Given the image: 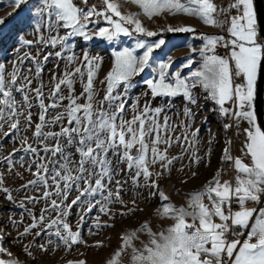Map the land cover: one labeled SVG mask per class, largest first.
Masks as SVG:
<instances>
[{
	"label": "rangeland",
	"instance_id": "obj_1",
	"mask_svg": "<svg viewBox=\"0 0 264 264\" xmlns=\"http://www.w3.org/2000/svg\"><path fill=\"white\" fill-rule=\"evenodd\" d=\"M98 1L102 4V0ZM111 2L117 3L122 15H130L138 19L147 31L157 33L167 31L168 27L189 26L194 32L174 37L157 36L148 39L134 34V25H126L130 27V34L128 36L121 34L109 42L95 34L100 27H109L101 19L99 23L89 25L86 34L92 36L91 40L86 41L81 36H72L63 44L57 43L54 47L45 46L43 41H48L52 36L64 37L71 32V29L64 28L53 17L38 16L37 9L42 6V0H27L18 9L10 6L9 0H0V20L3 21L0 23V73L5 76L7 82H10L12 75L17 73L15 87L26 84L28 80L31 81V90L28 88L23 92L13 90V96L21 112L17 117L18 129L13 132L8 123H4L0 128V247L5 250L0 253V260L4 262L109 264L120 251L122 254L116 257V264H132L133 248L142 251L144 245L150 242L149 229L152 233L158 234L174 223L172 219L158 215L162 211L160 193L168 197L165 203L177 208H187L191 193L202 191L207 185L212 184L220 169L219 163L225 159L224 150L227 149L228 156H231V145L233 147L237 144L233 108L229 115H222L219 106L209 98L202 86L192 90V97L196 103L191 104L187 103L182 95L153 97L147 83L149 80L153 82L159 80L158 64L167 62L168 58H171L172 63L165 82L174 84V76L179 72L181 78L189 80L190 83L191 71L197 70L202 62L199 50L203 43L199 41V35L214 34L219 26L208 27L199 19L184 14L172 15L168 11L148 17L140 4L133 3L132 0H111ZM181 2L186 3L187 0ZM212 2L217 7L219 0ZM91 7L92 5L83 9L87 10ZM37 23H41L39 31L36 29ZM161 38L165 40V45L153 53L149 66L143 72L131 77L127 91L124 90L123 85H120L116 92L122 94L125 103V110L120 114V119L132 120L135 115L143 112L145 106L154 112H159L157 119L161 125L160 136L164 141L170 139V144L160 143L158 148L167 160L173 161L171 165L165 168V162L149 164L151 174L149 179L146 180L143 175L137 179L136 169L129 170L126 162L121 161L123 149L109 151L107 159L111 164V174L103 179L102 190L94 195L86 194L81 197L80 202L73 205L71 202L76 200L80 191L73 186L65 201L55 195L56 189L50 178L54 172L61 170V165L66 163L65 155L70 158L67 166L73 175L77 174L81 159L77 152L79 145L77 143L69 145L65 142V137H60L61 154L54 157L48 153L46 160L43 161L49 169L48 187L45 188L40 183L29 184L30 181L37 179L33 175L36 171V163L33 161V154L23 149L28 145L37 149L44 147L34 136L41 109L33 90L42 89L43 102L47 106L52 103L51 97L55 85L60 79L65 78L67 73L73 81V90L70 92L67 86H61L58 96H63L64 99L59 102L58 107L48 109L46 120L51 121L58 114L67 111L70 95L78 97L77 102L83 105L86 102L84 87L87 84L89 71V64L84 59L87 55L92 62L93 104L98 111L104 103L106 77L112 69L114 53L125 48L134 49L138 40L154 41ZM25 41L33 43L26 44ZM193 48L195 51L192 50ZM142 52V49H136L134 55L139 57ZM215 54L226 58L228 48L218 45ZM26 56L28 58H25ZM189 58L192 60V65L190 68H184L183 64ZM76 68H80L81 72L75 73ZM25 95L29 97L30 108L25 105ZM187 109L191 110L194 119L185 116ZM29 111L30 125L26 119ZM165 121H167L166 131ZM225 125L229 127L226 129ZM68 126L65 118L55 125L45 126L43 131L55 133L59 132L61 127ZM136 127L138 128L139 125L137 124ZM9 133L10 135H6ZM155 135L156 133H152L151 136L146 137L149 149L152 147ZM57 142V139H49L45 143L49 148H53ZM131 151L135 153L136 147ZM41 155L45 154L41 151ZM147 158L151 160L150 151ZM37 161L39 162V158ZM85 167L91 170V165ZM97 172H99L98 168ZM85 176L87 177V173ZM223 177L221 184L225 183ZM97 178L99 177L91 178L92 186H95ZM152 182H155L157 187H152ZM25 185L28 187H24ZM84 188V183L80 182L79 189ZM45 191L50 193L48 199L44 198ZM109 195L110 201L106 200ZM54 199L63 206L62 210L67 212L62 222L66 221L70 231L78 235V242L71 244L70 247L55 235V227L48 228L52 220L59 219L57 213L51 211V201ZM102 208L106 210L102 211ZM34 219L37 227L32 228ZM188 222H191L190 218ZM145 224L149 225V229L141 231ZM25 229L29 231L25 233ZM60 230L63 232L62 227ZM122 237L130 238V246L122 248L125 244Z\"/></svg>",
	"mask_w": 264,
	"mask_h": 264
},
{
	"label": "snow or ice",
	"instance_id": "obj_2",
	"mask_svg": "<svg viewBox=\"0 0 264 264\" xmlns=\"http://www.w3.org/2000/svg\"><path fill=\"white\" fill-rule=\"evenodd\" d=\"M10 6L18 9L26 0H9ZM87 3V0H84ZM133 3H139L144 13L148 17L159 15L161 12L168 11L172 15L184 14L192 18L199 19L205 26L223 27L228 23L227 32L230 39L223 36H201L204 41L199 50L201 64L198 69L191 71L189 80L181 78L177 72L174 76V84L166 83L168 78V69L171 66V58L167 62L158 64L159 80L153 82L147 81L151 88L153 97L165 96L174 97L182 95L187 103L195 104L196 100L192 97V90L197 86H202L209 98H211L220 109L222 115H229V110L225 104L233 102L239 111L232 113L237 118L243 117L253 125V130L247 131L246 154L250 157V165H245L240 159L231 160L228 156V150H224V156L233 163L234 169L238 175L236 184L233 187L228 182L223 184L219 180L215 185L209 184L205 190L190 194L187 208L174 207L168 201V197L162 192L161 208L158 213L162 218H169L174 221L173 225L158 234L150 231L149 225L145 224L140 229L148 230L150 242L144 245L142 251L133 248L132 264H224L223 257L226 255L230 264H264V209L247 210L243 206L246 202H258L259 194L264 191V130L255 127L257 117L254 112V100L256 94V85L258 74L264 64V45L257 42V13L254 7V0H233L228 6L227 11L235 9L237 15L231 16L230 21L222 22L217 15V7L212 0H187L186 3L181 0H132ZM226 10L222 7L220 13ZM38 16L53 17L64 28L71 29V32L64 37L52 36L48 41H43L45 46H56L57 43L63 44L72 36H81L84 40H91L92 36L87 35L89 25L97 24L102 19L109 27H100L96 31V36L109 42L117 36H128L130 30L126 25H134V31L147 37L157 36L158 33L147 31L141 22L130 15H122L117 3L111 0H102L101 8L92 6L87 10L81 9L75 5L74 0H42V6L37 9ZM95 17L96 19H93ZM115 17V19H114ZM0 23H3L0 20ZM37 31L41 30V23L36 24ZM51 31V24H49ZM168 32H194L189 26L172 28L168 27ZM39 42V41H38ZM26 44L33 43L25 41ZM165 45L164 39L154 41L138 40L134 49L125 48L123 51L114 53V63L111 71L106 77V94L104 103L99 110H96L93 104V72L91 61L87 55L84 57L89 64L87 84L84 87L86 102L80 105L78 97L69 96L67 111L55 116L51 121L46 120V113L49 108L59 106L64 97L58 96L61 86H67L71 92L73 81L69 74L60 79L55 85L52 93V103L45 105L43 102V92L41 88L33 90L36 99L39 101L41 114L39 122L35 125L34 136L37 141L44 145L42 149H37L28 145L23 149L25 152L33 154V161L36 163V171L33 173L36 180L29 184H43L48 187L49 169L46 163L47 154L52 156L61 154L60 137L66 138V143L71 145L77 143L79 147L77 152L81 159L78 164L77 174L73 175L67 164L70 162L68 156H64L65 164L61 165V170L51 175L55 195L67 200L69 190L75 186L80 195L71 203L76 205L81 201V197L86 194H95L103 188V179L110 176L111 164L107 159V153L114 149H123L121 161L126 162L129 170L136 169V178L143 175L147 180L150 177L149 164L155 165L157 162H165L164 167L168 168L172 160H167L166 156L159 150L160 143H169L162 140L160 136L161 125L158 122V111H153L145 106L141 114H137L132 120L125 121L120 119V114L125 110V103L121 93L116 92L117 87L124 86L127 91L130 87V79L133 75L143 72L150 64L153 53ZM218 45L225 48H231L228 56L221 57L215 54ZM136 49H142V55H134ZM195 51V49H192ZM211 53V54H209ZM57 55H60L57 53ZM25 58H28L27 56ZM46 59V58H45ZM192 60L189 58L184 64V68H190ZM81 72L80 68L75 69V73ZM234 77H242V84H234ZM18 74L14 73L11 81L7 82L5 76L0 73V128L4 123H8L14 131L18 129L17 117L21 114L13 96V90L23 92L26 88L30 89L31 81L26 84L15 87ZM25 105L31 107L28 95L24 96ZM119 101V103H116ZM99 103V102H98ZM111 108V111H109ZM247 108L249 110L245 111ZM185 116L193 118L190 109L185 111ZM67 119L68 127H61L59 132H44L45 126L55 125L63 119ZM27 122L31 124V112L27 116ZM119 119V123H117ZM16 121V122H13ZM139 125L137 128L136 125ZM228 125H225L227 129ZM164 130H167V121L164 122ZM156 133L152 140V147L146 142V137ZM6 135H10L6 134ZM195 135V134H194ZM49 139H57V144L49 148L45 143ZM186 139V138H185ZM26 143V141L24 142ZM94 145V146H93ZM136 147V152L132 149ZM41 151L45 155H41ZM151 153V160L148 154ZM39 158V162L37 161ZM10 159V158H9ZM198 163V161H197ZM91 165V170L85 167ZM97 168L99 172H97ZM43 173V174H42ZM87 173V177L85 176ZM195 175V173H193ZM95 179V186H92L91 178ZM80 182H83L85 188L79 189ZM61 183L63 188L61 189ZM24 187H28L25 185ZM152 187H157L152 182ZM50 193L44 192V198L48 199ZM235 196L243 210L236 211L234 215H226L223 206L229 204ZM207 197L210 207L203 203V198ZM119 194L117 192V199ZM110 201L111 196L106 197ZM62 205L57 200L51 201V211L56 212L59 219H54L48 225L49 229L56 228L55 235L64 242L66 246L76 244L78 235L70 231L69 224L62 218L67 212L62 210ZM91 210V209H89ZM105 211V208L101 209ZM189 218L191 222L189 221ZM214 219H219L221 223H215ZM43 221V217H41ZM228 221L231 225L248 229L246 239L241 241H227L225 234L228 232ZM32 228L37 227L35 219ZM62 227L63 232L60 230ZM29 229H25L27 233ZM125 244L122 248L129 245L130 238L122 237ZM255 240V242H252ZM5 250L0 247V253ZM122 253L118 251L116 256L109 264H116V257ZM0 264H15V262H4ZM83 264V262H81Z\"/></svg>",
	"mask_w": 264,
	"mask_h": 264
},
{
	"label": "built area",
	"instance_id": "obj_3",
	"mask_svg": "<svg viewBox=\"0 0 264 264\" xmlns=\"http://www.w3.org/2000/svg\"><path fill=\"white\" fill-rule=\"evenodd\" d=\"M232 2H233V0H219V2H218L217 15L219 16V19L222 22L229 21L230 16L237 14V11L235 9H231L230 11H227L228 6ZM262 4L264 7V0H263ZM222 7L226 10L223 14L220 13V9ZM227 27H228V23H224L223 27H220V26L218 27V30L216 33L210 34V35L203 33V34L199 35L198 39L203 44H204V41L200 39L201 36H223L226 39H230L228 36ZM257 42L261 43V38H260L259 34H257ZM219 46H222V45H219ZM219 167L230 171L232 169V162L224 159L219 163ZM203 203L210 207V202L207 199V197L203 198ZM246 204L252 205V210L262 209L264 207V192L261 196H259L258 202L253 203L251 201H248V202H246ZM240 206L241 205L239 204L238 200L235 198V196H233V198L231 199V202L229 204H225L223 206V211L225 212L226 215H234V213L237 211V209ZM214 222L215 223H221V221L219 219H214ZM228 228H229V230L225 234V238L227 241H241V242H243L246 239L248 229L233 226V225H231V221H228ZM253 241H255V240H253ZM223 259H224V264H230L229 259L226 255L223 257Z\"/></svg>",
	"mask_w": 264,
	"mask_h": 264
},
{
	"label": "crops",
	"instance_id": "obj_4",
	"mask_svg": "<svg viewBox=\"0 0 264 264\" xmlns=\"http://www.w3.org/2000/svg\"><path fill=\"white\" fill-rule=\"evenodd\" d=\"M237 15V14H235ZM235 15H232V16H235ZM231 18V16H230ZM230 21V19H229ZM229 26V25H228ZM230 38V37H229ZM261 44V43H259ZM231 51V48L229 47L228 48V54L230 53ZM233 82L234 84H242L243 83V79L242 77H234L233 78ZM233 102H228L225 104V108H227L230 111H232V108H233V113L236 112L237 108H236V105L234 104ZM231 108V110H230ZM245 111L249 110L247 108L244 109ZM239 111V109L237 110ZM235 119V136L237 138H235V140H237V144L236 146L231 145V160L234 161L235 159H240L245 165H250V157L246 154V141H247V131L249 130H253V125H251L247 119L243 118V117H240V118H237L233 115V120ZM255 127H259L257 121H256V125ZM233 141H234V137H233ZM225 160H228L226 157H225ZM238 173L237 171L234 169V166H233V163H232V169L229 171V170H226L224 168H220L217 172V174L215 175L213 181H212V184L215 185V182L217 180L221 181V178H225L224 181L225 182H228L229 184H231L233 187L235 186L236 184V177H237ZM264 191H262L259 196H261L263 194ZM244 208H246L247 210H252V205L250 204H245L243 206ZM264 209V207L262 208ZM240 210H243V208L240 206L237 211H240ZM252 242H255V241H252Z\"/></svg>",
	"mask_w": 264,
	"mask_h": 264
},
{
	"label": "water",
	"instance_id": "obj_5",
	"mask_svg": "<svg viewBox=\"0 0 264 264\" xmlns=\"http://www.w3.org/2000/svg\"><path fill=\"white\" fill-rule=\"evenodd\" d=\"M254 7L257 13V28L261 38V45H264V7L262 0H254ZM254 112L257 123L261 130H264V64L258 74L256 94L254 100Z\"/></svg>",
	"mask_w": 264,
	"mask_h": 264
},
{
	"label": "trees",
	"instance_id": "obj_6",
	"mask_svg": "<svg viewBox=\"0 0 264 264\" xmlns=\"http://www.w3.org/2000/svg\"><path fill=\"white\" fill-rule=\"evenodd\" d=\"M74 3L79 5L82 9L87 7V6H96L98 9L101 8V3L98 1V0H87V3L84 2V0H74ZM262 3H263V0H262ZM130 30V27L127 26ZM131 32V30H130ZM158 33V37H174V36H180V35H185L187 32H184V33H180V32H168V31H162V32H157ZM134 34L140 36V37H143V38H148V39H153L157 36H154V37H147L146 35H141L139 33H135Z\"/></svg>",
	"mask_w": 264,
	"mask_h": 264
}]
</instances>
